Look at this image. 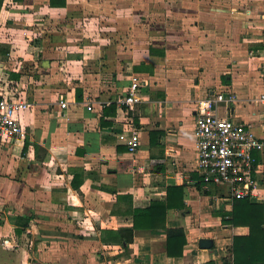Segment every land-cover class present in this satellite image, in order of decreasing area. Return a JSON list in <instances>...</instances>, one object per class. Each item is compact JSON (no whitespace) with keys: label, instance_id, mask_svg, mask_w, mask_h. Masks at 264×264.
<instances>
[{"label":"crops","instance_id":"1","mask_svg":"<svg viewBox=\"0 0 264 264\" xmlns=\"http://www.w3.org/2000/svg\"><path fill=\"white\" fill-rule=\"evenodd\" d=\"M114 3L117 9L95 17L109 30H70L76 7ZM151 8H158L156 16ZM53 22L62 30H48ZM134 23L144 34L125 44L122 34L129 37ZM151 48L163 56L151 55ZM132 76L143 85L128 115L117 100ZM263 88L264 0H66L64 8H51L49 0H3L0 93L29 107L18 114L25 137L0 143V264L230 261L233 237L246 236L248 228L223 224L233 205L226 187L201 184L195 104L234 93L236 103L220 105L219 116L249 124L264 141V108L256 102ZM132 129L140 140L133 154L119 139ZM253 156L251 200L264 205V149ZM71 169L79 171L78 190ZM172 186L183 187L185 207L167 211L164 229L135 233L132 211L164 200ZM18 216L29 220L21 234ZM168 229L184 232L180 257L165 252ZM100 230H120L124 240L102 244ZM201 238L211 239L212 248H200Z\"/></svg>","mask_w":264,"mask_h":264},{"label":"built area","instance_id":"2","mask_svg":"<svg viewBox=\"0 0 264 264\" xmlns=\"http://www.w3.org/2000/svg\"><path fill=\"white\" fill-rule=\"evenodd\" d=\"M142 85L141 80L132 76L125 95L117 100V105L128 115L140 102ZM236 101V95L227 91L198 99L194 120L196 172L205 188L226 187L231 200L256 196L257 166L253 154L264 149V141L254 134L249 124L219 116L220 105L227 108ZM256 102L264 108V88ZM67 104L64 98L59 99L60 108H66ZM28 107L27 102L13 94L0 93V143L25 137L18 114ZM87 110H91L90 105H87ZM129 133L128 137L125 133L121 134L119 139L125 142L129 153L133 154L140 140L135 129Z\"/></svg>","mask_w":264,"mask_h":264},{"label":"trees","instance_id":"3","mask_svg":"<svg viewBox=\"0 0 264 264\" xmlns=\"http://www.w3.org/2000/svg\"><path fill=\"white\" fill-rule=\"evenodd\" d=\"M21 1V0H13ZM3 0H0V9ZM51 8H64L66 0H49ZM151 55L163 56L162 51L150 49ZM137 68V67H135ZM82 92L75 90L76 100L80 101ZM114 107V105H110ZM130 115V113H129ZM133 121L136 120V115ZM26 148V143H25ZM73 175L71 186L78 190L81 185L80 174L76 169L70 170ZM201 180V178H200ZM201 184H203L201 180ZM210 187V186H209ZM215 187V186H211ZM216 188V187H215ZM244 197L233 200L232 210L222 217L223 224L232 227L245 226L248 228L246 236L233 237L230 249V261L224 264H264V205ZM185 207L183 201V187L172 186L167 188L164 200H153L150 205L143 209L132 211V227L134 232L149 231L151 229L165 228L166 213L169 209H182ZM29 220L17 217L16 233L21 234ZM124 240V234L120 230H100V241L102 244H120ZM186 244L184 232L181 229H168L166 235L165 252L169 257H180L183 246ZM213 264V263H209Z\"/></svg>","mask_w":264,"mask_h":264},{"label":"rangeland","instance_id":"4","mask_svg":"<svg viewBox=\"0 0 264 264\" xmlns=\"http://www.w3.org/2000/svg\"><path fill=\"white\" fill-rule=\"evenodd\" d=\"M91 1H93V0H91ZM123 4H124V6H122V7L126 8V9L130 8V7L126 6L127 4H130V2L123 1ZM94 5H96V4H94ZM119 5H120L119 3H114L113 6H101L100 9H99V7H95V6H88L87 8H85V7H76V10L74 11L75 17L73 18V21H72L74 23L70 24L71 25V29L70 30H73V29L77 30V28H79L81 26H84V29L88 27L87 29L88 30L92 29V31H95L98 28L99 29H103L104 31L109 30V26H110L109 24H105L103 22H99V20L95 21V17L98 16L99 14H102L104 10H105V12L107 10H111V9L115 10V9H117V7ZM151 9H153L151 11L152 16H156L158 8H151ZM99 10H100V12H99ZM70 11L73 12V9L70 10ZM152 19L153 18L151 17V20ZM67 20L70 21L69 19H67ZM155 20H158V18L157 19H153V21H155ZM95 22H97L96 25H94ZM157 22L158 23L154 24L155 29H157V30L162 29L163 28V24L162 23L165 22V21L161 22V20H160V21H157ZM58 24L59 23L53 22L51 25L47 24L46 26H50L48 28V30H51V31H54V32L57 33V32H59V30H62L61 25H58ZM150 25L152 26V24H150ZM159 25H161V26H159ZM117 26H121V24H117ZM125 26L123 27V31L122 32H125ZM167 26H169V27L171 26L173 29L172 28L168 29ZM166 28H167V30H170V32L175 30L173 24H167ZM128 32H129V37H127L128 33L127 34L123 33L122 34L123 35L122 36L123 40H120V41H123L125 44H128V45H130V43H131V41H130L131 37H133V36L134 37L135 36H142V34H144L142 29H141V25L140 24H136V23L133 24V28L130 25V28L128 29ZM151 34H153V32H151ZM5 46L7 47V45H5ZM122 56L123 55H119L118 56L119 59H121L120 57H122ZM221 109H220V114L222 112Z\"/></svg>","mask_w":264,"mask_h":264},{"label":"water","instance_id":"5","mask_svg":"<svg viewBox=\"0 0 264 264\" xmlns=\"http://www.w3.org/2000/svg\"><path fill=\"white\" fill-rule=\"evenodd\" d=\"M199 246L202 249H211L213 246V241L209 238H201L199 240Z\"/></svg>","mask_w":264,"mask_h":264}]
</instances>
